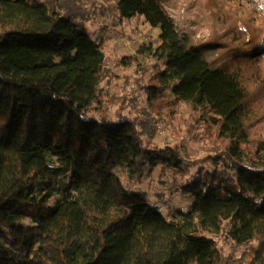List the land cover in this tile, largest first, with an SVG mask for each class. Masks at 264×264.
Listing matches in <instances>:
<instances>
[{"label":"trees","instance_id":"obj_1","mask_svg":"<svg viewBox=\"0 0 264 264\" xmlns=\"http://www.w3.org/2000/svg\"><path fill=\"white\" fill-rule=\"evenodd\" d=\"M202 1L222 28L205 41L161 0H118L121 18L142 16L160 35L119 61H154L145 107L133 117L122 103L110 120L90 115L115 76L75 2L0 0V264H264V0ZM180 105L214 156L145 142ZM206 162L224 171H198L182 186L192 203L170 219L115 172L185 178ZM221 233L249 254L232 262L211 238Z\"/></svg>","mask_w":264,"mask_h":264},{"label":"rangeland","instance_id":"obj_2","mask_svg":"<svg viewBox=\"0 0 264 264\" xmlns=\"http://www.w3.org/2000/svg\"><path fill=\"white\" fill-rule=\"evenodd\" d=\"M71 1L75 2L81 14L77 17V22L85 27L92 40L103 43L102 51L106 57V67L115 76L110 84L103 85L105 95L103 104L95 105L90 115L113 120L124 103L126 108L123 113L138 117V109L145 107L142 86H145L152 73L154 61L141 57L137 63L129 65L121 64L119 61L136 55L140 45H157L160 30L151 28L142 16L121 18L117 11L118 0ZM161 1L179 29L192 32L197 40L209 39L214 30L217 34L222 32V28L216 26L212 16L205 11L202 0ZM109 101L114 103L110 104ZM196 117L187 106L180 105L173 118L156 119L155 136L149 139L144 137V140L158 148L175 147L190 161L212 157L216 152L213 151L212 144L206 140L203 130L196 124ZM262 120L263 123H259L258 127L264 137V118ZM215 169L221 171L222 167L206 162L187 168L188 175L180 178L170 169L158 166L151 171L147 170L140 180L131 183L125 180L118 169H115V172L121 176L127 188L146 192L150 204L158 207L162 215L170 219L177 210L185 212L192 203V199L183 193L182 186L198 179L200 177L198 171L202 170L204 174ZM224 174L228 173L224 172ZM23 226L29 227L31 223L25 221ZM211 238L232 262L238 261L245 253L250 252L247 251L248 247L235 245L224 236V233Z\"/></svg>","mask_w":264,"mask_h":264}]
</instances>
